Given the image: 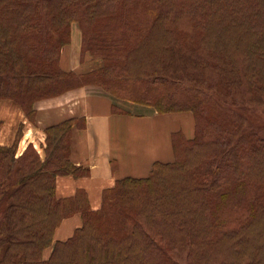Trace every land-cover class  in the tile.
I'll use <instances>...</instances> for the list:
<instances>
[{
  "label": "trees",
  "instance_id": "1",
  "mask_svg": "<svg viewBox=\"0 0 264 264\" xmlns=\"http://www.w3.org/2000/svg\"><path fill=\"white\" fill-rule=\"evenodd\" d=\"M74 23L82 57L102 58L87 73L60 67ZM211 72L210 92L200 85ZM193 80L184 91H157ZM243 84L264 105V0H0V100L32 125L35 102L88 85L196 122L193 139L172 135L173 162L116 181L98 211L83 190L55 191L57 177L88 175L69 159L72 129L84 122L45 128L43 158L31 145L16 157L20 125L13 144L0 146V264H210L203 256L217 249L228 252L223 264H258L250 235L264 212V139L244 134L219 98ZM74 214L81 226L44 260Z\"/></svg>",
  "mask_w": 264,
  "mask_h": 264
},
{
  "label": "crops",
  "instance_id": "2",
  "mask_svg": "<svg viewBox=\"0 0 264 264\" xmlns=\"http://www.w3.org/2000/svg\"><path fill=\"white\" fill-rule=\"evenodd\" d=\"M95 63L91 57L81 58L78 40L65 46L60 55L64 71L87 73ZM36 127L27 125L21 110L8 100H0V146H11L18 126L23 124V136L18 144V155L28 143L42 145L44 138L36 134L63 121L76 119L84 127H74L71 133L70 161L88 171L81 178L58 177V192L70 197L77 190L87 193L89 206L97 210L101 195L124 178H144L156 162L174 160L172 135L182 133L191 139L194 119L190 112L158 113L145 105L118 100L96 86H82L58 97L34 104ZM115 109V110H114ZM81 120V121H80ZM38 127V128H37ZM81 226L79 214L64 219L54 232L56 241L71 237Z\"/></svg>",
  "mask_w": 264,
  "mask_h": 264
},
{
  "label": "rangeland",
  "instance_id": "3",
  "mask_svg": "<svg viewBox=\"0 0 264 264\" xmlns=\"http://www.w3.org/2000/svg\"><path fill=\"white\" fill-rule=\"evenodd\" d=\"M72 37H73V40H74V38H75V40L76 39L78 40L79 45H80V54H81L82 32H81L79 24H77V23H74V24L71 25V28H70V43L69 44H72ZM82 54H83V57L81 55L82 59L84 57H88V58L91 57L92 61H95V63H93V64L91 63V64L87 65L85 69H87V68L88 69H92L94 67L96 69V68L102 66L103 62L101 60L102 58H101L100 54H94V53H91V52H83ZM213 75L214 74L212 72L209 73L208 75H206L209 80H207L206 83L202 82V85H200V87L201 88H205V89L207 88V90H209L210 92L216 90L217 88L216 89H211L210 86H209V85H211V82L214 83V80L212 79ZM197 85L198 84L196 83V80H193L191 82L183 81L182 84H180L178 87H175L173 89H170V87L157 85V88H158L157 91L162 93V94H164V95H169V94H172L173 91L179 92V90L180 91L186 90L185 86H188L187 88H193L194 86H197ZM219 98L221 99V103L223 102L224 105H222V106H223L224 109L227 110V113L237 114V115H235L234 120L237 121L238 123H240L241 130H243L244 134H247L249 132H255L260 138L264 139V105L256 103L255 101H253L251 99V95L249 93V90H248V87H247L246 84H243L240 88H238L236 90H233L231 92V94L228 95V96L220 94ZM43 100H46V99H42V100H39L37 102H40V101H43ZM37 102H35V104ZM13 104H15V103H13ZM16 106L21 110V108L18 105H16ZM150 108H152V107H150ZM21 112L24 115V112L22 110H21ZM175 113H181V112H175ZM24 117H25V115H24ZM25 119H26V117H25ZM193 119H194V131H195L196 122H195V118L194 117H193ZM26 123H27V125H30V126H35V127L37 126L36 124L32 125L30 122H28L27 119H26ZM20 125H23V124H20ZM19 126H18V128H19ZM23 128L24 127H22V130H23ZM44 130H45L44 128L43 129L42 128H38V130L36 131L37 135L39 134L41 137L44 138V143L42 145H40V146L36 145L37 147H34V145L32 143H28L25 146V149H26L28 147V145H31L33 147V149H35L37 151V153L40 156V158L44 157V151H43L44 150V146H45V133H44ZM17 131H18V129L16 130V133H17ZM16 133H15V136H14V140H15V137H16ZM22 136H23V132L21 131V137L20 138H22ZM193 137H194V135H193ZM193 137L191 139H193ZM183 154H184V152L182 153V155ZM17 156H19L18 155V146H17L16 157ZM258 169H260L259 161L256 163V168L254 169L255 171L253 173V177H255ZM57 181H58V177L56 178V190H55L56 191V196L58 198H67V196L62 197L61 194L58 192ZM3 209H4V204H2L0 202V221H1ZM97 211H98V209H97ZM258 222L259 223L254 228V231L251 233L250 238L252 239V243L254 244V246L257 249L256 257H257V259H259V263L258 264H264V212L260 214ZM55 242H56V240L53 237L52 244L50 245V247L46 248L43 251L42 257H43L44 260L49 259L50 255L52 253V250H53V245L55 244ZM250 245L251 244H249L248 247H250ZM245 252H246V250L243 251V254ZM251 256H252V254H250V252L248 251L246 253L245 257H242V256L238 257V261L241 260V258L243 259V261H247L249 259V257H251ZM204 259H210V264H223V261L225 259L230 260V257H228V252L226 250H218L217 249V250L207 251L206 255L203 256V260ZM192 261H193L192 263L195 264V258H193ZM206 261H208V260H206ZM196 264H198V263H196Z\"/></svg>",
  "mask_w": 264,
  "mask_h": 264
}]
</instances>
